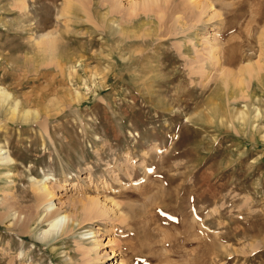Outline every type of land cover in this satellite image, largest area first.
<instances>
[{"label":"rangeland","instance_id":"obj_1","mask_svg":"<svg viewBox=\"0 0 264 264\" xmlns=\"http://www.w3.org/2000/svg\"><path fill=\"white\" fill-rule=\"evenodd\" d=\"M197 1L0 0V264H264V0Z\"/></svg>","mask_w":264,"mask_h":264},{"label":"bare ground","instance_id":"obj_2","mask_svg":"<svg viewBox=\"0 0 264 264\" xmlns=\"http://www.w3.org/2000/svg\"><path fill=\"white\" fill-rule=\"evenodd\" d=\"M195 1V5H199L200 6V4H202V3H198V1L197 0H194ZM68 2H70V1H68ZM141 2H142V4L144 5V6H150V4L152 5V4H154V2H157V0H141ZM194 5V4H193ZM206 8V7H205ZM192 9V8H191ZM67 10V9H66ZM202 10V9H201ZM192 13V12H191ZM56 40V39H55ZM55 40H54V38L53 37H51V35H45V36H43V38H42V40H40L41 42H43L44 44H46V46L47 47H50V46H53L54 45V43H55ZM212 47V46H211ZM212 49V48H211ZM215 49V48H214ZM43 50V49H42ZM47 50H48V48H47ZM52 50V49H51ZM216 50V49H215ZM214 50V51H215ZM49 51H50V49H49ZM53 51V50H52ZM232 51H233V49H232ZM211 52H212V50H211ZM215 53V52H214ZM218 53V52H217ZM216 54V53H215ZM213 55V59H215L214 60V62L215 63H220V65H222V61H223V57H224V55L223 56H218V55ZM199 60V59H198ZM245 69H243L244 70V72L245 73H247V74H250L251 72L253 73V71H254V68H253V66H251V65H248V66H245L244 67ZM224 71V70H223ZM226 71V70H225ZM227 74H228V72L226 71V73H223L222 74V76H221V80L223 81V83H226V79H228V78H225L226 76H227ZM229 78H230V76H228ZM220 87V86H219ZM0 93H1V95L3 96V97H5V96H7L9 93H6L4 90L3 91H1L0 90ZM3 97H2V99H3ZM16 105V104H15ZM13 115V109H12V113H11V116ZM14 115H15V113H14ZM23 115H26V116H28V110H26L25 112H24V114ZM10 116V117H11ZM2 150L0 149V155H2L3 157L1 158V161L2 162H4V163H9V162H12V158H11V156H10V154H9V151H3V152H1ZM45 179V180H44ZM43 180L41 179V181L39 182L40 184H39V187H38V185H36V184H34L33 186H34V188L35 189H37V191L38 192H40L39 193V199H41L42 201H49L51 198H52V192L50 191V189H49V187L46 185V180L48 179V176H46L45 178H44ZM48 203V202H47ZM100 205H101V203L98 201V199H96V200H91V202H90V205H86V208H87V210H89L90 212H96V213H98V212H100L101 214L102 213H104V210L103 209H101V207H100ZM103 205V204H102ZM50 206H52V203H49V205L47 206V211H51L50 210ZM104 206V205H103ZM102 206V207H103ZM4 207V206H3ZM52 209V208H51ZM57 213V214H56ZM56 213H51V214H53L52 215V218H50V220H49V222H48V225H49V228H47V229H45V230H43V231H41L40 232V234L39 235H41V237H44V236H46L47 234H50V233H53L54 234V232L55 231H57L58 229H61V226H62V224H63V222L65 221V218L67 217L65 214H61V213H59L58 214V212H56ZM8 214H10V213H8ZM35 219V218H34ZM17 220V219H16ZM18 222H19V220H18ZM74 227V223L72 222V224L70 225V228L69 229H72ZM64 228V227H63ZM63 228H62V230H63ZM62 230H60V231H62ZM105 256H108V254H106Z\"/></svg>","mask_w":264,"mask_h":264}]
</instances>
